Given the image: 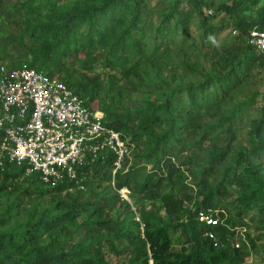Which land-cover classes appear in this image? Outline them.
Here are the masks:
<instances>
[{
	"label": "rangeland",
	"instance_id": "374dc122",
	"mask_svg": "<svg viewBox=\"0 0 264 264\" xmlns=\"http://www.w3.org/2000/svg\"><path fill=\"white\" fill-rule=\"evenodd\" d=\"M134 1L138 16L137 27L131 29V35L139 42L141 51L134 55V52L127 53L125 46L114 49L112 44H97L90 50L95 58L94 69L86 74L98 77L101 82L91 104L103 110L106 116L105 109L109 110L110 118L122 116L134 130L139 129V135L127 137L130 153L125 164V171L129 166H135L139 171L135 172L129 185L123 187V193L118 192L120 188L115 187L113 179L89 180L92 192L87 190L81 196L89 198L92 204L73 222L67 223L68 240L100 246L104 259L110 264H152L147 248L145 256L142 247L125 245V249L120 239L129 236L128 232L143 234L142 213L148 215L152 225L177 222L187 212L185 210L202 206V192L212 187L216 190L213 205L203 207L218 219V223L233 232H228L225 240L216 237V248L226 253L222 264H264L263 205L257 202L246 207L241 187L235 179V174L242 172L248 163L260 176L264 188V153L254 154L255 142L260 136H256L254 129L264 103V80L259 72V60L256 58L248 70L241 66L236 69L240 82L233 87L218 88L212 81L233 69L249 51L243 41L235 37L233 28L239 27L225 7H232L235 12L231 15L244 26L264 11V0H204L208 4V13L215 14L209 24L216 29L209 37L198 11V0ZM79 3L83 4L84 0H0V63L30 58V40L24 32L27 22L36 24L44 21L53 10L63 11ZM173 8L181 14L188 12L187 28L174 33L167 32L165 27V15ZM134 15L135 7L127 6L125 23L118 28L117 37L129 26ZM169 19L172 24V18ZM105 55L119 58L118 69L104 66ZM119 66L126 71L125 77L119 73ZM82 74L83 71L76 70L70 78H81ZM111 74H115L113 82L116 83L108 92ZM53 76L66 79L63 72H55ZM200 84L217 93L209 92V99L199 96L196 103L190 104L186 89ZM85 98L90 99L89 96ZM166 102L171 119L153 123L149 128H143L144 124L139 126L146 117L143 111L149 103L157 106ZM244 102L249 103L248 108L238 112L233 123L232 118L227 120L229 113ZM194 105L199 112H186ZM172 122L175 140L169 145V153H159L158 163L148 161L152 139L169 131ZM30 181L24 175L5 181L8 186L0 190V216H3L0 232L23 226L44 213H53L55 201L52 195L25 192L39 184ZM144 181L153 184L150 189L139 188L138 182ZM2 182L0 180V186ZM168 196L169 204L166 205L164 199ZM95 208L100 211L90 220H99L102 224L94 222L91 228L80 229L77 225ZM64 233L60 236L62 240ZM51 235L44 232L40 244L51 241ZM202 244L200 241L199 246ZM194 248L196 245L186 242L184 236L174 235L171 251L188 252ZM6 258L2 264H15L14 258Z\"/></svg>",
	"mask_w": 264,
	"mask_h": 264
},
{
	"label": "trees",
	"instance_id": "16d2710c",
	"mask_svg": "<svg viewBox=\"0 0 264 264\" xmlns=\"http://www.w3.org/2000/svg\"><path fill=\"white\" fill-rule=\"evenodd\" d=\"M196 4L205 26V33H208V37L212 36L216 28H213L212 24H209V21L215 14L208 13L206 1L198 0ZM130 5L135 7V15L129 26L117 37L118 28L125 23L124 15L126 14L127 6ZM136 11L137 5L134 0H84L83 4H76V7L73 8L63 11L53 10L44 21H37L35 22L36 24L31 23V21L27 22L24 32L30 40L29 54L31 56L28 59L11 62L10 64L14 66L26 65L50 77H54L55 72H63L66 79L61 81L71 87L82 98L86 99L88 105H92L91 101L97 96L101 88V82L98 77H88L86 74V71L94 69L95 58L91 56L90 50L97 44L103 45V43H107L109 46L112 44L114 49L119 48V46H125L127 53L134 52V55H137L141 51L140 45L131 35V29L137 27L135 21L138 14ZM225 11L230 13V16L239 27L237 28L238 33L235 34V37L240 38L249 51L239 60V64L235 65L236 67L233 66V69L227 73L212 79L213 84L215 87L217 85L218 88L221 86L230 88L240 82L236 69H239L241 66L248 70L256 58L259 60V72H262L264 66L261 54L247 43L245 37V32L251 25L259 24L260 26H264V11L258 14L249 25L244 26L235 15H231L232 12H235L232 7L226 6ZM169 17L173 20L172 24L169 21ZM165 18L167 32L174 33L178 29L187 28L186 20L188 12L181 14L176 8H173L165 15ZM233 29H236V27ZM118 63L119 58L117 56H104L105 67L118 69ZM76 70L83 71V74L81 78L72 80L70 78L71 73ZM119 73L123 77L126 76V71L120 66ZM114 80H116V76L115 74H111L108 78V92L114 87L116 83L113 82ZM206 90L208 88H204V84L187 87L186 93L190 104L196 103L199 96L209 99V92L214 95L217 93L215 89ZM115 91L117 94L120 93V90ZM86 96H89L90 99L85 98ZM248 106V102L241 103L229 113L227 120L232 118L231 123H233L238 116L237 113L246 110ZM105 110L108 114L106 116L104 113L105 124L119 131L124 139L130 135H139V129L134 130L133 126H129L127 120L122 116L110 118L109 110ZM260 110L261 116L256 122L254 129L256 136L260 135L259 139L255 142L257 144V148L254 151L256 156L264 153V103ZM199 111L196 105L193 107L189 106V109L186 110V112ZM143 112H145L146 117L139 122V126L145 125L143 128H149L153 123H159L163 119H171L167 102L157 106L149 103ZM172 126L173 122L170 125L169 131L152 139V148L147 155L148 161L154 160L155 163H158L159 153L163 155L169 153V145L175 140ZM128 144L129 142H127ZM127 159L128 157L124 159L122 168L117 170L113 177L112 168L115 157L109 152L103 155V159H99L95 163L83 167L81 170H83L85 177L80 184L84 186V189H80L75 181L60 183L55 187H48L39 180L36 173L26 176L21 168L7 164L5 170L0 175V180H3L0 190H4L8 186L5 184L8 178L15 179L24 175L27 177V180L30 178L31 183H39L36 188L31 190L25 189L27 194H50L54 197L55 203L52 208V214L48 212L44 213L38 218H31L23 226H19L11 231L6 229L4 232H0V264H2L6 257L11 260L14 258L15 264H110L104 259L100 246L91 247L84 242L70 243L68 240L70 232L67 229L69 225L67 223L73 222L92 204L89 198L83 199L84 197L81 196L87 190L92 192V189L88 186L89 180L104 179L110 181L113 179L115 187L118 189L129 185V181L134 179L133 177L136 176L135 172L139 171V169H136L135 166H129L128 170L125 171ZM245 164L247 165L248 163ZM246 165L243 166L242 172L239 171L235 174L236 183L241 187L242 201L246 207H250L257 202L261 203L264 209L262 180L260 176L253 172L250 165ZM152 185V183L149 184L147 181L143 183L138 182L141 190L150 189ZM212 189V187H207V191L202 192L203 200L200 204L202 206H197L194 210H185L187 212L181 215L177 222H168L159 226L152 225L148 219V215L142 213L141 216L144 223L143 234L128 232L127 235L129 236L120 239L123 243V248L126 249L125 245L142 247L145 251L143 252L145 256H147L145 250L147 248L152 264H222L226 253L221 248H216V237L220 240H225L226 234L228 232L233 233L232 230H229L227 226L221 223L208 225L198 218V212L206 210L203 205L207 207L213 205L216 190ZM62 195H64L63 198L59 197ZM167 198L169 196L164 199L166 205L169 204ZM99 211L100 208L93 209L88 214L87 219L77 226L80 229L86 230L91 228L94 222L102 224L99 220H90ZM2 219L3 216H0V222ZM63 231H65V239H63L65 241L60 238ZM44 232H50L52 235L51 241L42 245L39 240ZM176 233L184 236L185 241L193 243L196 245V248L188 252L171 251V243ZM209 234L213 237H210ZM117 240L119 241V239ZM200 241L203 243L202 246H199ZM121 242L117 244H121Z\"/></svg>",
	"mask_w": 264,
	"mask_h": 264
},
{
	"label": "built area",
	"instance_id": "2783aa9c",
	"mask_svg": "<svg viewBox=\"0 0 264 264\" xmlns=\"http://www.w3.org/2000/svg\"><path fill=\"white\" fill-rule=\"evenodd\" d=\"M245 37L264 61V26L251 25ZM104 117L103 110L88 105L60 79L26 65L1 62L0 175L12 164L26 176L36 173L48 187L75 181L84 189L81 169L109 152L115 157L113 177L130 151L127 138L108 127ZM198 218L208 225L218 224L207 209L199 211Z\"/></svg>",
	"mask_w": 264,
	"mask_h": 264
}]
</instances>
